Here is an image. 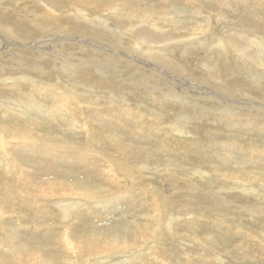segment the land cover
<instances>
[{"label":"rangeland","instance_id":"1","mask_svg":"<svg viewBox=\"0 0 264 264\" xmlns=\"http://www.w3.org/2000/svg\"><path fill=\"white\" fill-rule=\"evenodd\" d=\"M17 1L18 3H14L12 7L17 9L18 6L21 5L22 7L25 5L26 8H30L28 10L33 9L32 11L35 13L37 12L31 0H25L27 5L26 3H20V0ZM36 1L37 3L43 1L42 3L52 6L55 0ZM61 1L63 2L61 3ZM66 1L69 0H58V5L60 7L55 8L58 13L53 12L54 14L56 13V20L47 17L49 19L48 22L50 21L49 23L61 22V24L64 23L65 25L78 24L75 20V14L77 12V6H79L81 11H87L86 13L89 17L93 15L96 17L98 14L97 17H99V19L94 20L91 18L93 22L90 28H94V23L104 18L106 19L105 22L100 24L99 27L110 30L109 27L113 26L112 28H114L115 24L112 19V17H114L113 15H115L116 12H121L118 14L126 18L127 26L129 25L128 27L130 30H133L132 32L128 31V34L130 33V36H134L133 38L136 41L135 45L143 50H145L144 47L147 45L160 47L161 50L164 49V52H162L165 55L162 54V56L164 59L167 58V61L165 60V66L170 67L179 75L184 74L183 76L189 80L193 77L189 76L190 72L188 69L191 70L193 67L196 73L198 72L202 75L201 80L209 78L212 74L208 70L206 71L205 65H203L208 59V55H206L208 50H206V47L203 48V50L206 51L205 55L203 50H200L199 53L196 52L198 51L197 48L200 46L199 38L207 40L208 43L212 41L217 43L221 40L230 50V55L232 57L230 56L229 59L233 62L231 63L233 65V70L236 71V68L238 70V67L239 69L243 68L242 70L240 69V73L242 72L243 74L241 73L242 76L239 83L242 82L244 85V80H246V89H243L252 94L251 96L248 94L246 100H257L259 101L258 105L264 104V0H251L250 3L249 0H96L101 8H103L95 13L87 8L88 5L84 4L85 0H82L84 1L83 3L79 2L80 0H75L74 3H70V1L67 3ZM3 2L4 0L0 1V15L2 12L5 13L3 10H8L7 6L2 5ZM7 3L9 5L13 2L7 0ZM39 9L42 11L40 12L38 10L36 14H38V19L41 21L39 22L45 25V22L48 23L46 14H44L40 6ZM46 9L49 10L48 8ZM61 10L62 12L60 13ZM68 11H70V13H68ZM21 12L25 13V11ZM7 13L11 14L9 11ZM90 13L92 16L89 15ZM43 15L44 17H42ZM20 20L23 19L18 15L17 22ZM81 23H83V19ZM120 24L121 23H118L119 27ZM200 25L203 27L197 28V26ZM86 27L88 28V26ZM34 28H37L36 25H34ZM119 30L120 28H118V31ZM53 34L54 33H51L50 35ZM188 40L194 42L191 44V42L188 43ZM195 40L197 44H195ZM127 41L129 42V40H124V45L130 46L131 44L128 45ZM180 41H185L186 43ZM167 42L169 43L168 45ZM170 44H173V47ZM1 45L0 52H2L0 56L2 55V57H0V76L8 71L13 74L14 78H9L7 82H2L0 80V90L7 89L6 91L8 93L6 96L0 94V141L12 145L11 151L16 157L17 163V165H10L8 160H1L2 157H4L3 152L0 154V208H3V213H0V242L2 244L0 247L1 264L3 261L7 262L9 258H15V256L19 262L17 264H163L162 260H167L171 264H264V215L260 212L264 211V125L255 126V123H252V126L250 124H245L241 117L237 116L235 113L224 112V114H221L218 112V109L215 111L210 110V112L204 110L203 112H207L209 115L206 117L201 115L198 116V113H193V109L196 112H203L201 108L195 106L194 103L197 102L190 99V101H192L191 107L193 106V108L190 107L191 109L187 110V113L186 110L183 111V109H181L175 112V114L176 117L179 116L181 112V116L183 117L189 115L193 123H185L182 121L185 125L182 128L178 125L177 127L175 123L178 119L173 116L171 117V115H166V109H168L167 105L172 101L177 104L176 102H178V99L176 101L174 99L171 100L169 97L165 96L160 89L163 88L164 90L165 86L171 83V80L168 79L167 76L152 72L149 68L143 69L141 73L136 67L127 66L125 64H118L117 70H115V67H111V64L105 62L101 64V68L100 66L98 67V77L102 76V79H106L116 71L114 76H118V72L121 71L119 75L121 77H118V80L121 83V80L125 78V82L122 83L126 84L127 87L122 89L118 86L116 89L110 88L108 89L109 91L100 92L98 95L99 99L101 93L103 97L99 101L94 99L92 101L89 96L90 94L86 92L87 94H84L83 97L89 99V101L85 99L82 101L91 103L90 109L93 110H89V113L92 116L96 110H103L105 107L108 109H106L108 112L111 111L112 108H120L122 112L125 109L131 115L130 120H127V122L121 119L123 117H117L119 118L117 126L110 124L108 122L109 120L93 124L96 126L94 131L96 130L97 136L100 137L97 138V140H95L96 137H94V143L97 145V149L87 143L86 136H89V134L86 135V133L79 129V125L73 122V118L76 117L72 116L73 114H65L62 105L54 104L48 90L53 87L51 83H57L58 81L57 78H55L52 81L50 80V84L48 83L50 77H53L52 74H56L59 70L62 71L61 67L63 66V68L69 69L71 65H65L64 63L63 65L62 62H58L59 68H54L51 64L52 60L49 54L45 50L42 51V54L38 53V49H25L22 53L14 50L13 52H16L19 59L16 60L15 58L8 57V55L5 56L3 44ZM119 45L122 49H125V46H122L123 44ZM89 48L88 50L92 52L91 47ZM184 49H187V51ZM238 49L240 52H238ZM192 52L195 53L192 54ZM233 52L234 54H232ZM23 53H32V57H30L29 54ZM214 53L217 55L216 51H213V54ZM185 55L192 58H187ZM243 55V58H247L246 61L248 66H242V61L239 56ZM91 56L95 60L94 62L99 60L100 57L98 54ZM33 57L35 60L28 61ZM87 57H89V55ZM203 57L204 60H202ZM20 61L24 62H21V64L16 63ZM221 61L223 62V60ZM236 61H238V63ZM222 62L218 65L217 70L219 71L216 72L214 76L215 78L219 77V80L221 79L220 74L224 71V63L222 64ZM177 63L182 64L184 69ZM200 63L202 64L200 65ZM207 63H211L209 59ZM74 64L76 65L77 61H75ZM46 65L47 68L45 69L44 67H46ZM120 65L123 68L122 70L119 68ZM35 67L38 68L36 69ZM73 67H71L72 69L70 68V73L66 72L64 73L65 75L61 74L62 79H65L63 82L67 83L66 78L69 76L70 79L71 76H73ZM44 69H49L46 74H49L48 72L51 71L50 75H45L47 79L44 78L45 80L33 81L30 75L36 74L38 70L41 71ZM134 69H136V73L133 72ZM211 70L214 71L213 69ZM22 72H26L28 75L26 74V76L23 77L24 79L20 77L15 78L16 76H20ZM103 72H106L108 76ZM252 73L259 74L262 79H260L261 82H255ZM131 78H133V82L128 80ZM131 82L132 84H129ZM33 83L36 87L33 86ZM39 86L41 88H39ZM143 87H145V90ZM110 90L118 91L117 98L113 99L114 101L105 99L113 93V91L111 93ZM140 90L142 91L141 94ZM79 92L80 91L77 93ZM72 93L73 92H69V94H67V100H69L68 104L70 105L77 103L76 101H81L79 97L76 96V92H74L75 94ZM103 93H105L106 96H104ZM256 98H259V100ZM240 99L241 97H239V100ZM164 100H166V107H163ZM70 101L72 103H70ZM158 101H160V103ZM206 101L209 102L210 106L212 104L214 106L218 105V101L216 100L208 99ZM200 102L199 105L203 104V102ZM248 103H245L246 105L244 106L241 104L237 114H241L244 111L252 114L257 111L255 108H247L249 107ZM153 108H155V110ZM170 111L171 109H168L167 114L170 113ZM85 116H87V114H85ZM4 122L11 124L9 130L4 127ZM70 122L72 125H70ZM14 123H18V126L22 125L18 130H21L23 134L20 132L17 133L18 135L12 133L14 130ZM138 127H140L141 130H139L140 128ZM33 128L34 131H31ZM40 128H42V131ZM21 135L26 136L27 140L31 142L30 146L27 145L28 147H23L20 144L21 141L18 142V139L22 138ZM34 137L36 139H34ZM177 143H187L196 154L192 159L185 160L182 156L186 153L179 148V145H175ZM115 144L118 145L116 146ZM111 146L113 149H111ZM101 148H103L102 150L109 151L111 156H121L124 161L130 162L132 167L137 168V171L135 170L137 175L139 174L138 170H142L144 173L142 176H146L147 179L142 178L139 181L135 175L121 173L122 170L121 167H119L116 169V172L117 175L120 174L121 183L115 179L113 183L117 182L119 185L114 186V184H112L114 174H111L108 169H104V164H106L104 160H110L106 165H109L112 161L108 156L104 158ZM117 149H119V152ZM179 153L181 159L179 158ZM23 156L29 158V161L27 162L25 159H22ZM216 169H222L221 171H223L225 175L232 172L233 184L235 183L234 179H238L244 183L242 187L247 190L240 188L238 185H234L235 188L233 187L232 190H225L230 189L229 185L227 188L223 187L224 190L216 187L213 188L212 191L216 189L215 191H217V194L222 196H220V199H214L210 192L207 191L211 189L208 183L205 181L202 182L199 180L200 177H196L195 175L196 170H200L198 174L206 171L209 174L206 176L207 178L205 180L220 185L218 184L219 180L213 175L215 171L212 172V170ZM172 171H178V175L184 172L183 177L186 178L187 176L192 180L195 177L199 189H194L196 192L192 193V189L184 185L187 180H183L181 177L179 180L180 190H175L176 192L173 191L175 192L171 197L173 203L169 202L167 197L169 194L167 195L163 190L165 187L163 179H172L171 176H169ZM225 175L223 177H225ZM235 175L237 177H235ZM16 177H18V179L20 178V182H18ZM14 181L16 182L13 183ZM50 181H54L53 184H58L61 187L71 183L70 186L78 193V196L73 199L74 201L72 197L62 199L61 196L59 199L58 196H55L43 202L44 204L39 203V207H37L36 204H34L36 203L35 196L46 194L48 186H51ZM143 185H148L149 190H144V187L142 188ZM85 186L87 188H85ZM41 187L44 189L41 190ZM20 189H22V192H19ZM67 189L70 188L68 187ZM81 189L86 190V197L80 195ZM183 189H188L189 191ZM123 190L129 192L134 191V194L123 193L121 195L120 192L122 193ZM96 197L100 199L99 204L96 203L93 205L88 202V199L91 198L90 200L92 202V200L97 199ZM154 197L161 201L162 208L158 214L161 217L156 216V212L154 211L155 208L151 205V203L155 201ZM85 201H87V203ZM59 202L60 204L65 202L63 206H66L68 211L61 208L62 206L59 207L57 205ZM7 203L10 206L7 205ZM217 203H219L218 207L216 206ZM71 204L77 206L71 208L69 206ZM156 206L157 204H155V207ZM221 208L223 210H221ZM34 210L39 213L40 219L36 215H31V217L28 214ZM24 214H28V216L26 217ZM153 218H156L161 227H165L168 223L169 232L165 230L167 235L165 237L154 235L147 243H143L146 246H140V248H143L140 253L130 252V256V254H128L129 252H125L107 255L106 257H94V255L108 254V252L95 248L94 255H87V260L85 257L77 255V253L73 254V259L69 260L65 257V252L62 248L61 252L58 250V241H60L61 236L67 235V232L69 237H73L72 241L77 239V241L80 242V240H85L88 237L93 238L95 235L99 238L101 246H108L111 243H118L120 245L129 244V246H132L134 240H139L140 242L141 239H143L141 233H147L145 224L149 220L152 221ZM54 226L55 228H53ZM137 229H141L140 235H138L139 231ZM61 232L65 233L63 234ZM173 235L176 236H174L175 240L171 238ZM127 241H130V243H127ZM3 248L4 250H2ZM140 248H137V250L139 251ZM6 250L11 254L6 253ZM53 251L59 253L57 254L58 258L51 254ZM153 253H157L160 257L156 263H152V261L150 263L148 261ZM6 262L3 264H7Z\"/></svg>","mask_w":264,"mask_h":264},{"label":"bare ground","instance_id":"2","mask_svg":"<svg viewBox=\"0 0 264 264\" xmlns=\"http://www.w3.org/2000/svg\"><path fill=\"white\" fill-rule=\"evenodd\" d=\"M2 1V0H0ZM13 2L11 4L8 5L7 3V0H4L3 2V6H7L8 7V10H3L5 11L1 13L0 15V45L3 44V47H4V53L6 54L5 56L8 55V57L10 58H15L16 60L18 59V55L16 54V52H19V53H22L25 51V49H32V50H37L38 49V53H41L42 54V51L45 50L48 54H49V57L51 58V64L52 66L55 68H59V65L57 64L58 62H62V64L64 63L65 65H71V67H73L74 65V71L72 72V75L71 78L69 79V76L66 78L67 80V83L63 82L64 80L62 79V75L61 74H64L66 72H69L70 71V68L69 69H66V68H63L61 67L62 71H57L56 74H52L53 77H50L49 79V84L50 82L57 78V83L53 82L51 83L53 85L52 89H48L49 92H50V95H51V98L54 102L55 105H62L63 106V110L65 111V114H73L72 116L76 117V118H73V122L76 123L77 125H79V129L82 130L84 133L89 134V136H86V139H87V143H89L90 145H92L94 148H97V145L94 143V137H96L95 140H97V138H100L97 136L96 134V130L94 131L95 127L93 124H96L97 122H102V121H108L110 124H113V126H117L118 125V119L121 118L122 120H125L127 122V120H130V115L129 112L127 110H122L120 108L118 109H114L112 108L111 111H106V107L105 109H99V110H96L94 115H90L89 113V110H93V109H90L91 108V103H88L86 101H82L83 99L89 101V99L83 97L84 94H87L86 92H88L90 95V98L91 100L93 101L96 100V101H99L103 96H102V93H101V97L99 99L98 95L100 94V92H103V91H106L110 88H117L119 86V88L121 87L122 89H125L127 86L126 84H123L122 82H125V78L121 80V83L119 82L118 80V77H121L119 76L121 73L118 72V76H114L116 74V72H114L113 74H111L110 77L108 78H104L102 79L100 76L98 77L97 73L99 71L98 67L100 66L101 68V64L102 63H108V64H111L110 66L111 67H115L117 70V67H118V64H125L127 66H132V67H136V69L139 71V72H143V69L145 70L146 68H149L150 71L152 72H157L159 74H162V75H165L167 76L168 79H170L171 83H169L168 85L165 86V89L163 90V88H160L162 90V92L164 93L165 96L169 97L171 100H177L178 99V102H176L177 104H175L174 101L170 102L169 105L166 104V100H164V106L163 107H166L167 105V108L168 109H171L170 113L167 114L168 112V109H166V115H171V117H176V114L175 112L183 109V111L186 110V113L188 112L187 110L193 108V106L191 107V103L192 101H196L197 103H194L195 106L201 108V111L203 112L204 110L205 111H208L210 112V110L212 111H215L218 109V112L221 113V114H224V112H227V113H231L233 112V114L235 113L237 116L241 117V119L244 121L245 124H250L252 125V123H255V126H261V125H264V104L263 105H258L259 101H252V100H246L248 98V94L251 96L252 94H250L249 91H245L246 89V80H244V85L243 83H239V81H241V73H240V69L238 67V70L236 68V71L233 70V65L231 63H233L229 58H230V50L227 46H225L224 42L222 43L221 40H219L217 43H215L214 41H212L211 43H208L207 40H202L199 38V41H200V46L197 48L198 51H196L197 53L200 52V50H203V48L206 47V50H208V52L206 53V51L203 50L204 52V55L206 53V55H208V59H209V62L211 63H207L208 59L206 60V62L203 64L205 65V69L206 71L208 70L209 72H211V76L209 78H206L204 80H201V77L202 75L200 73H196L193 69L194 67L190 70V77H193L192 79H187L186 77H184L183 75H179L177 74L173 69H171L170 67H166V62L165 60L167 59H164V57L162 56L165 55L163 52H164V49L161 50L160 47H156V46H153V45H147L146 47H144L145 50L137 47L135 45L136 41L134 40V36H130V33L128 34V31H133V30H130V28L127 26V20L126 18L124 17H121V15H119L118 13H121V12H116L115 15H113L114 17H112L113 21L115 22L114 24V28H112L113 26L109 27V29L105 28V29H102L101 27H99L100 24H102L103 22H105L106 19H100L98 21H96V23H94V28H90V25H92V22L91 21V18L92 19H99L98 14L96 17H94V15L92 16L91 13L89 15H91L92 17H89L87 15V11H81L79 9V6H77V12L75 14V20L76 22H78V24L76 23V25L74 24H67L65 25L64 23L61 24V22H55V14L53 12H57L55 10V8H58L60 7L58 5V0L54 1V3L52 4V6H49L47 4H44L42 3L43 1H39L37 3L36 0H31V3L33 2V6L35 7V11L38 12V10L41 12L42 10L39 9V6L41 9H43L44 11V14H46V20L48 22L49 19H55L54 22L55 23H46L45 22V25H43L42 23H40V19H38V14H36L34 11H32L33 9L31 10H28L30 8H26L25 5H23L21 7L18 6L17 9L12 7L13 4H17L18 1L17 0H10V2ZM50 1V0H49ZM48 1V2H49ZM70 3H74L75 0H69ZM69 1H66L67 3H69ZM251 0H249V3H250ZM63 1H61L62 3ZM79 2H84L82 0H80ZM20 3H26L27 5V2L25 0H20ZM84 4H87L88 5V9L95 13V12H99L101 8V6L98 4V2L96 0H85V3ZM74 5V4H73ZM80 5V3H79ZM29 6V5H28ZM32 6V5H31ZM32 6V7H33ZM44 8H42V7ZM73 7V6H72ZM85 7V5H84ZM5 8V7H3ZM46 8H48L49 10H47ZM76 8V7H75ZM2 9V7H1ZM6 9V8H5ZM25 9V10H24ZM87 9V10H88ZM69 10V8H68ZM72 10V9H71ZM75 10V11H76ZM84 10V8H83ZM10 12L11 14L7 13V12ZM13 11V12H12ZM21 11H25V13L21 12ZM114 11V10H113ZM112 11V12H113ZM62 12V10L60 11V13ZM74 12V11H73ZM108 12V11H107ZM110 12V11H109ZM125 12V11H124ZM59 13V14H60ZM68 13H70V11H68ZM101 13V12H100ZM110 14V13H108ZM124 14V13H123ZM127 14V12H126ZM18 15L21 19L23 20H20L19 22H17L18 20ZM66 15V14H65ZM64 15V16H65ZM68 15V14H67ZM71 15V14H70ZM100 15V14H99ZM112 15V14H111ZM136 15V14H135ZM141 15V14H140ZM143 15V14H142ZM56 16H59V15H56ZM61 16V15H60ZM128 16V15H127ZM44 17V15L42 16ZM49 17V19L47 18ZM132 17V16H131ZM142 17V16H140ZM40 18V17H39ZM59 18V17H58ZM61 18V17H60ZM71 18V17H70ZM73 18H74V15H73ZM144 18V16H143ZM82 19H83V23L82 22ZM108 19V18H107ZM58 20V19H57ZM60 20V19H59ZM136 20V19H135ZM142 20V19H141ZM145 20V19H144ZM40 21V22H39ZM130 21V20H128ZM53 22V21H52ZM118 23H121L120 24V27L118 26ZM34 25H36L37 28H34ZM64 25V26H63ZM136 25V24H135ZM88 26V28L86 27ZM5 27H8V28H5ZM13 27V28H12ZM106 27V26H105ZM203 26L200 25V26H197V28H202ZM210 27V26H209ZM118 28H120V30L118 31ZM116 32H117V35H116ZM48 33V34H46ZM51 33H54L53 35H50ZM113 35V36H112ZM137 35V34H136ZM129 36V37H127ZM152 36V35H151ZM161 36V35H160ZM169 36V35H168ZM155 37V36H154ZM172 37V36H171ZM178 37V36H177ZM189 38V37H188ZM196 38V37H195ZM194 38V39H195ZM133 39V40H132ZM148 39V38H147ZM166 39V38H164ZM173 39V38H172ZM191 39V38H190ZM229 39V38H228ZM124 40H129V42L127 41V44L130 45V46H126L124 45ZM139 40V39H138ZM198 40V39H197ZM231 40V39H230ZM135 41V42H134ZM166 41V40H165ZM192 41V40H191ZM188 40V43L191 42ZM196 41V40H195ZM198 41V42H199ZM223 41V40H222ZM173 42V41H172ZM180 42H185V41H180ZM194 42V41H193ZM191 42V44L193 43ZM231 42V41H230ZM171 43V42H170ZM186 43V42H185ZM232 43V42H231ZM119 44H123L122 46H125V49H122L121 46ZM150 44V43H149ZM169 43L167 42V45ZM178 44V43H177ZM181 44V43H180ZM179 44V45H180ZM195 44H197V41L195 42ZM171 46L173 44H170ZM194 45V44H193ZM230 45V44H229ZM2 46V45H1ZM177 46V45H176ZM198 46V45H196ZM234 46V45H233ZM236 46V45H235ZM91 47V51L88 50V48ZM173 47V46H172ZM191 47V46H190ZM189 47V48H190ZM193 47V46H192ZM209 47V48H208ZM188 48V49H189ZM194 48V47H193ZM73 49V50H72ZM90 49V48H89ZM196 49V47H195ZM232 49V48H231ZM14 50H16V52H13ZM185 50V49H184ZM190 50V49H189ZM235 50V49H234ZM103 51H106V52H103ZM133 51V52H132ZM163 51V52H162ZM172 51V50H171ZM187 51V49L185 50ZM184 51V52H185ZM213 51H216L217 55L213 54ZM242 51V50H241ZM2 52V51H1ZM0 52V53H1ZM94 52V53H93ZM183 52V51H182ZM181 52V54H182ZM238 52H240V50L238 49ZM167 53V52H166ZM177 53V52H176ZM195 53V52H192V54ZM23 54H29L30 57H32V53H23ZM94 54H98L99 57V60H97L96 62H94L95 60L92 58L91 55H94ZM185 54V53H184ZM183 54V55H184ZM191 54V53H190ZM234 54V52L232 53ZM89 55V57H87ZM160 55V56H159ZM167 55V54H166ZM197 55V54H196ZM238 55V54H237ZM146 56V58H145ZM181 56V55H180ZM186 56V55H185ZM2 57V55L0 56ZM35 58H37L36 56H34ZM31 58L30 60L28 61H32V60H35V58ZM41 57V56H40ZM94 57V56H93ZM166 57V56H165ZM187 57V56H186ZM200 57V56H199ZM202 57V56H201ZM232 57V56H231ZM241 61H242V66L243 65H246L248 66L247 64V61L243 56H239ZM22 58V57H21ZM96 58V57H95ZM181 58V57H180ZM187 58H192V57H187ZM198 58V57H197ZM196 58V59H197ZM207 58V57H206ZM2 59V58H1ZM164 59V60H162ZM169 59V57H168ZM178 59V58H177ZM19 60V59H18ZM23 60V59H22ZM42 60V59H41ZM107 60V61H106ZM161 60V61H160ZM170 60H171V57H170ZM204 60V57L203 59ZM200 60V61H202ZM223 60V62L221 61ZM37 61V60H36ZM74 61V62H72ZM75 61H77V64L75 65ZM156 61V62H155ZM167 61V60H166ZM182 61V60H181ZM190 61V60H189ZM234 61V60H233ZM5 62H8V61H5ZM21 62H24V61H20V62H16V63H20ZM171 62V61H170ZM176 62V61H175ZM185 62V61H183ZM182 62V64H183ZM204 62V61H203ZM222 62V64L224 63V71L222 72L221 75V79L219 80V77L218 78H215V73L218 72L219 70L218 69V65ZM238 63V61H236ZM1 63V62H0ZM36 63V62H34ZM156 63V64H155ZM169 63V62H168ZM3 64V63H2ZM23 64V63H22ZM28 64V63H27ZM33 64V63H32ZM39 64V63H38ZM60 64V63H59ZM63 64V65H64ZM73 64V65H72ZM172 64V63H171ZM179 66H181L182 68L184 67L182 64L180 63H177ZM202 63H200L201 65ZM44 65V64H43ZM61 65V64H60ZM189 65V64H188ZM199 65V64H198ZM202 65V66H203ZM30 66V65H29ZM38 66V65H37ZM50 66V65H48ZM76 66V67H75ZM172 66V65H170ZM31 67V66H30ZM40 67V66H39ZM42 67V65H41ZM104 67V66H103ZM176 67V66H175ZM190 67V66H189ZM216 67V69H215ZM36 68V67H35ZM38 68V67H37ZM36 68V69H37ZM45 69L47 68V65L46 67H44ZM107 68V67H106ZM121 68L120 70H122V66L120 65ZM118 68V69H119ZM125 68V67H124ZM129 68V67H128ZM178 68V66H177ZM187 68V67H186ZM196 68V66H195ZM199 68V67H198ZM17 69V68H16ZM38 70L36 72V74H31L30 77L32 78V80L34 81H39V80H43L44 78L47 79V77H45V75H50V72H48L49 74H46L47 73V70L49 71V69L47 70ZM72 69V68H71ZM110 69V68H109ZM127 69V68H126ZM136 69H134V73H136ZM184 69V68H183ZM182 69V70H183ZM211 69H213L214 71H212ZM243 69V68H242ZM241 69V70H242ZM3 70V68H2ZM51 70V69H50ZM58 70V69H57ZM114 70V71H115ZM128 70V69H127ZM198 70V69H197ZM251 70V69H250ZM72 71V70H71ZM103 71V70H102ZM131 71V70H130ZM184 71V70H183ZM199 71V70H198ZM248 71V70H247ZM252 71V70H251ZM4 72V71H3ZM21 72V71H20ZM111 72V71H109ZM126 72V71H125ZM141 72V73H142ZM187 72V71H186ZM19 73V72H18ZM70 73V72H69ZM102 73V72H101ZM103 73H106V72H103ZM124 73V72H123ZM221 73V72H219ZM218 73V75H219ZM246 73V72H245ZM249 73V71H248ZM3 74V73H1ZM26 72L25 73H21L20 76H16L15 78H23L26 76ZM127 74V73H126ZM243 74V73H242ZM28 75V74H27ZM65 75V74H64ZM68 75V74H67ZM71 75V74H70ZM104 75V74H103ZM107 75V73L105 74ZM128 75V74H127ZM108 76V75H107ZM124 76V75H123ZM129 76V75H128ZM186 76V75H185ZM13 77V74H11L10 72L6 71L2 76H0V80L2 82H7L9 80V78ZM64 77V76H63ZM106 77V76H104ZM138 77V76H137ZM252 77L254 78V81L259 83L261 82L260 79H261V76L259 74H255V73H252ZM14 78V77H13ZM29 78V76H28ZM65 78V77H64ZM128 78V77H126ZM24 79V78H23ZM137 79V78H136ZM45 80V79H44ZM51 80V81H50ZM73 80V81H72ZM129 81H132L133 82V78L131 79H128ZM262 80V79H261ZM56 81V80H55ZM42 82V81H41ZM45 82V81H44ZM129 83V84H132ZM169 82V81H168ZM38 83V82H37ZM127 83V82H126ZM160 83V82H159ZM34 84V83H33ZM41 84V83H40ZM48 84V85H49ZM146 84V83H145ZM167 84V83H166ZM234 84V86H233ZM237 84V85H236ZM247 84V83H246ZM32 85V84H31ZM46 85V84H44ZM125 85V86H124ZM138 85V84H136ZM35 86V84L33 85ZM42 86V85H41ZM135 86V84H134ZM36 87V86H35ZM49 87V86H48ZM148 87V86H147ZM159 87V86H157ZM39 88H41L39 86ZM137 88V87H136ZM144 90H145V87H143ZM245 88V89H243ZM250 88V87H249ZM140 89V88H139ZM252 89V88H251ZM7 89H1L0 90V94L1 95H8ZM131 90V89H130ZM129 90V91H130ZM158 90V89H157ZM44 91V90H42ZM78 91H80L79 93H77ZM93 91H96V92H93ZM109 91V90H108ZM113 91V93H112ZM68 92V93H67ZM69 92H76V96L79 97V99L81 101H76L77 103L75 104H68V101L67 100V97L69 94ZM110 92L112 93L108 98H105V99H110L109 101H114L113 99L117 98V92L116 90H110ZM134 92V91H133ZM132 92V93H133ZM141 90H140V94H141ZM72 93V94H73ZM120 93V92H119ZM148 93V92H147ZM75 94V93H74ZM104 96L105 93H103ZM110 94V93H109ZM123 94V93H121ZM127 94V93H125ZM135 94V93H133ZM132 94V95H133ZM120 95V94H119ZM144 95V94H143ZM146 95V94H145ZM150 95V94H149ZM254 95V94H253ZM124 97V95H123ZM134 97V96H133ZM132 97V98H133ZM161 98H163L162 96H160ZM165 97V98H167ZM239 97H241V99L239 100ZM129 98V97H128ZM137 98V97H136ZM142 98V97H141ZM160 98V100H161ZM70 99V98H68ZM77 99V98H76ZM104 99V98H103ZM125 99V98H124ZM123 99V100H124ZM190 99L192 101H190ZM208 99H213V100H216L218 101V105L217 106H214L213 104L210 106L209 105V102H207L206 100ZM255 99V98H254ZM259 100V98H256ZM75 100V99H74ZM78 100V99H77ZM119 100V99H118ZM126 100V99H125ZM130 100V99H129ZM133 100V99H132ZM145 100V99H144ZM108 101V100H106ZM122 101V100H121ZM120 101V102H121ZM131 101V100H130ZM139 101V100H137ZM203 102V104H200L199 105V102ZM86 102V103H85ZM119 102V101H118ZM147 102V101H146ZM160 103V101H158ZM200 102V103H201ZM249 102V103H248ZM70 103H72L70 101ZM100 103V102H99ZM102 103V102H101ZM108 103V102H107ZM114 103V102H113ZM145 103V102H144ZM168 103V101H167ZM245 103H248L249 104V107L247 108H255L257 111H255L254 113L250 114V113H247L246 111L242 112L241 114H237L238 111H239V107L241 106V104L246 105ZM263 103V102H262ZM80 104V105H78ZM96 104V103H95ZM121 104V103H120ZM128 104V103H127ZM136 104V103H135ZM112 105V104H111ZM133 105V103H132ZM120 106V105H119ZM122 106V105H121ZM152 106V105H151ZM155 106V105H154ZM94 107V106H93ZM113 107V106H112ZM172 107V108H171ZM191 107V108H190ZM117 108V106H116ZM179 108V109H178ZM29 109V108H28ZM114 109V110H113ZM155 110V108H153ZM178 109V110H177ZM30 110V109H29ZM108 110V109H107ZM142 110V108H141ZM132 111V110H131ZM143 111V110H142ZM193 113H198V116H203V117H206L207 115H209V113L207 112H203V113H200L199 112H196L194 111V109L192 110ZM67 112V113H66ZM92 112V111H91ZM158 112V111H157ZM53 113V112H52ZM93 113V112H92ZM149 113V112H148ZM152 113V112H151ZM150 113V114H151ZM182 113V112H181ZM181 113L179 116H177L176 118L178 119L176 121V126L178 125L180 128H182L186 122H191V118L190 116L188 115L187 117H183L181 116ZM85 114H87V116H85ZM155 114V113H154ZM119 115V116H118ZM192 115V114H191ZM13 116V114H12ZM138 116V115H137ZM4 117H5V114H4ZM119 117V118H117ZM158 118V117H156ZM160 118V117H159ZM165 118V117H164ZM164 120V119H163ZM168 120V119H167ZM202 120V119H201ZM5 121V120H4ZM182 121H184L185 123H183ZM206 121V120H205ZM130 122V121H129ZM134 122V121H133ZM250 122V123H249ZM30 123V122H29ZM154 123V122H153ZM165 123V122H164ZM193 123V122H191ZM26 124V123H25ZM37 124V123H36ZM130 124V123H129ZM196 124V123H195ZM21 125V124H20ZM70 125L71 122H70ZM103 125V123H102ZM148 125V123H147ZM192 125V124H191ZM11 124H8L6 122H4V127H6L8 130L11 128L10 127ZM14 130L12 133L14 134H17V133H21L23 134V132L21 130H18L20 129V127L22 126H18V123H14ZM33 126V125H32ZM177 126V127H178ZM253 126V125H252ZM149 127V126H148ZM140 128V127H138ZM192 128V127H191ZM39 129V127H38ZM41 131H42V128H40ZM155 129V128H154ZM194 129V128H193ZM37 130V129H36ZM47 130V129H46ZM98 130V129H97ZM141 130V128L139 129ZM159 130V129H158ZM31 131H34V128L31 130ZM45 131V130H44ZM52 131V130H51ZM27 132V131H26ZM38 132V131H36ZM162 132V130H161ZM40 133V132H39ZM50 133V132H49ZM136 133V132H135ZM138 133V132H137ZM35 134V133H34ZM166 135H168L167 133H164ZM194 134V133H193ZM18 135V134H17ZM31 135V134H30ZM111 135V134H110ZM163 135V134H162ZM195 135V134H194ZM22 136V135H21ZM36 136V135H35ZM39 136V135H38ZM164 137V135H163ZM26 136H22L21 139H18V142H20V144L24 147H28L30 146L31 142H29L26 139ZM29 139V138H28ZM34 139H36L34 137ZM169 139V138H168ZM105 140V138H104ZM179 140V139H178ZM122 141V140H121ZM144 141V139H143ZM169 141V140H168ZM176 141V140H175ZM183 142V141H182ZM101 143V142H100ZM103 144V143H102ZM110 144V142H109ZM112 144V143H111ZM28 145V146H27ZM106 145V144H104ZM108 145V143H107ZM116 146L118 144H115ZM175 145H179V148L185 152L186 154L182 157H184L185 160H189V159H192L193 156L196 154L194 153L192 150H191V146L188 145L187 143H177ZM102 146V145H101ZM109 146V145H108ZM22 147V148H23ZM20 148V147H19ZM105 148V147H103ZM103 148H101V152L102 154L104 155V158L105 157H110L111 161L109 165H106L107 162L109 163L108 160H104L106 162L105 165V168L104 169H108L109 172L111 174H114V178H112V184L115 185H119L117 182L116 183H113L116 179V181L120 182L121 183V177H119L120 174L117 175V172H116V169L121 167V170L122 172L121 173H125V174H131V175H135L137 176L136 178H138V180L140 181L142 178L144 179H147L146 176H142L144 173L142 172V170H138L139 174L137 175L135 170L137 171V168L135 167H132V164L130 162H126L124 161V159L121 157V156H111V154H109V151H106V150H102ZM117 148V147H116ZM133 148V147H132ZM178 148V149H179ZM12 149V145L10 143H5V142H2L0 141V154L3 152L4 154V157H2L1 160H8V162L10 163V165H13V164H16V157L14 156L13 152L11 151ZM111 149L112 146H111ZM174 149V148H173ZM177 149V148H175ZM179 149V150H180ZM108 150V149H107ZM118 152H119V149H117ZM98 151V150H97ZM179 152V151H178ZM7 153V154H5ZM101 154V153H100ZM101 154V155H102ZM113 154V153H112ZM174 154V153H173ZM29 156V154H28ZM178 156V155H177ZM13 157V158H12ZM14 157H15V161H14ZM99 158V157H98ZM179 158L181 159V156H180V153H179ZM22 159H25L27 162L29 161V158L23 156ZM183 159V160H184ZM178 160V159H176ZM182 160V161H183ZM101 162V161H100ZM181 162V161H180ZM21 166V165H20ZM143 167H146V166H143ZM167 167V166H166ZM164 168V167H163ZM149 170V169H148ZM168 170V169H166ZM222 169L220 170H212L215 171L213 172V175H215L214 177H216L218 180H219V183L220 185H216L214 183H211V181H207L205 180L207 177V175L209 174L208 172H200V170H196V177H200L199 180H201L202 182L205 181L208 183V186L211 187V189L207 190L208 192H210L211 196L214 197V199L217 200L220 199V194H217V191H212L213 188H221L222 190L223 187H226L229 185L230 186V189H225V190H232L233 187L235 188L234 185H238L240 188L242 189H245L247 190L246 188L242 187V184H244L242 181L238 180V179H234V184H233V174L232 172H229L228 175H225L223 171H221ZM165 171V170H164ZM108 172V171H107ZM108 172V173H109ZM155 172V171H154ZM97 173V172H96ZM181 173V172H180ZM23 174V173H22ZM21 174V175H22ZM100 174V173H99ZM182 174V175H181ZM180 175H178V171H172L169 176H171L172 179H169V178H164L163 181L165 182V187H164V192H166V194L168 195V199H169V202H172L171 201V197H172V194H175V190H180V184H179V180L180 178L182 177L183 180H187L184 185L185 187L187 188H191L192 190V193L196 192V190H198L199 186H198V182L195 180V177L193 178V180L190 178V177H183L184 175V172H182ZM20 175V174H19ZM24 175V174H23ZM148 175V174H147ZM166 175V174H165ZM175 175V176H174ZM204 175H205V178H204ZM225 175V177H223ZM13 176V175H11ZM16 176V175H14ZM18 176V175H17ZM112 176V175H111ZM122 176V175H121ZM142 176V177H141ZM25 177V176H24ZM48 177V176H46ZM104 177V176H103ZM167 177V176H166ZM192 177V176H191ZM235 177H237L235 175ZM12 178V177H11ZM18 182H20V178L18 179V177H16ZM98 178V177H97ZM85 179V177H84ZM84 179H81V180H84ZM104 179V178H103ZM11 180V179H10ZM16 180V181H17ZM22 180V179H21ZM109 180V178H108ZM12 181V180H11ZM16 181H14L13 183H15ZM5 182V181H4ZM23 182H24V179H23ZM91 182V180H90ZM12 183V182H11ZM54 181H50V184L51 186H48L47 188V192L46 194H42V195H37L35 196V199H36V206L39 207V203H43V202H46L48 201L49 198H53L55 196H58L59 199L61 198L62 196V199H66V197H72V200L78 196V193L75 192L73 190V187L70 186L71 183L67 184V186H64V187H61L59 186L57 183V185L53 184ZM95 183V182H94ZM97 183V182H96ZM178 183V184H177ZM105 184V183H104ZM14 185V184H13ZM15 185H18V184H15ZM207 185V184H206ZM56 186V187H55ZM58 187V188H57ZM70 188V189H67V188ZM97 187V185H96ZM144 187V188H143ZM148 185H143L142 188L144 190H149L148 189ZM20 188V187H19ZM85 188H87L85 186ZM140 188V187H139ZM41 190L44 189L43 187L40 188ZM104 189V188H103ZM115 189V188H114ZM118 189V188H117ZM196 189V190H194ZM220 189V190H221ZM22 189L19 190V192L21 191ZM77 190V188H76ZM102 190V189H100ZM131 190V189H130ZM152 190V189H151ZM183 190H186V191H189L188 189H183ZM218 190V189H217ZM121 191V190H120ZM124 191V192H123ZM122 193L120 192V194L122 195L123 193H133V192H129V191H126V190H123ZM175 191V192H173ZM190 191V192H191ZM243 191V190H242ZM22 192V191H21ZM85 189H81L80 191V195L83 196V197H86L87 196V192ZM104 192V191H103ZM102 192V193H103ZM106 192V190H105ZM110 192V191H109ZM141 192V191H140ZM150 192V191H149ZM107 193V192H106ZM154 193V191H153ZM151 193V194H153ZM37 194V193H36ZM64 194V195H63ZM134 194V193H133ZM2 195V194H1ZM190 195V194H189ZM18 196V195H17ZM91 196V195H90ZM111 196V194H110ZM7 197V196H6ZM122 197V196H121ZM157 197V196H156ZM92 198V197H91ZM90 198V199H91ZM97 198V197H96ZM94 198V199H96ZM116 198V197H115ZM82 199V198H81ZM88 199V202L89 203H92L93 205L94 204H99V200L100 199H96V200H91ZM183 199V198H182ZM18 200V199H17ZM16 200V201H17ZM85 200V199H83ZM154 200L153 203H151L152 206H154V211L156 212V216L158 217H161L159 214V212L161 211V201L158 200V198H155L154 197ZM2 201V200H1ZM74 201V200H73ZM98 201V202H97ZM186 201V200H185ZM66 202V201H65ZM65 202L61 203H57V205L61 208H63L65 211H68L67 210V207L66 206H63V204H65ZM87 203V201H85ZM184 202V201H183ZM77 203V201H76ZM75 203V204H76ZM173 203V202H172ZM181 203V201H180ZM186 203V202H185ZM21 204V203H20ZM44 204V203H43ZM75 204H71L69 205L71 208H75ZM155 204H157V206L155 207ZM183 204V203H182ZM218 204H216V206L218 207ZM1 205V204H0ZM7 205H9L7 203ZM6 205V206H7ZM4 206V205H3ZM10 206V205H9ZM203 206V205H202ZM25 207V206H24ZM176 207V206H174ZM8 208V206H7ZM15 208V207H13ZM17 208V207H16ZM177 208V207H176ZM179 208H182V207H179ZM209 208V206H208ZM213 208V206H212ZM211 208V209H212ZM11 209V208H10ZM46 209V208H45ZM86 209V208H85ZM5 210V209H4ZM24 210V209H23ZM62 210V209H61ZM221 210H223L221 208ZM7 211V210H6ZM4 211V212H6ZM21 211V210H20ZM216 211V210H215ZM220 211V210H219ZM217 212V211H216ZM221 212V211H220ZM263 215H264V211H260ZM0 213L2 214L3 213V208L1 207L0 208ZM7 213V212H6ZM56 213V212H55ZM59 213V212H58ZM5 214V213H4ZM30 216L32 215H36L39 217V219L41 218L39 213L35 212V210L33 212H30L28 213ZM28 214H24V216H28ZM7 215V214H6ZM5 216V215H4ZM31 216V217H32ZM56 216V215H55ZM1 217V216H0ZM3 217V216H2ZM163 217V216H162ZM76 218V216H75ZM19 220V219H18ZM29 220V219H28ZM54 220V219H53ZM161 220V219H160ZM159 220V221H160ZM3 221V220H1ZM37 221V219H36ZM144 222V221H143ZM161 222V221H160ZM189 222V221H188ZM29 223V222H28ZM55 223V222H54ZM59 223V222H58ZM57 223V224H58ZM190 223V222H189ZM4 224V223H2ZM7 224V223H6ZM24 224V223H23ZM39 224V223H38ZM49 225V224H48ZM51 225V223H50ZM49 225V226H50ZM135 225V224H134ZM159 225V226H158ZM3 226V225H1ZM27 226V225H25ZM57 226V225H56ZM6 227V225H5ZM4 227V228H5ZM139 227V226H138ZM136 227V228H138ZM164 227V226H163ZM160 226V224H158V221L156 220V218H153L152 221L149 220L148 222H146L145 224V228H147V233H141V229H137L139 231L138 235H140V233L142 234V238L141 241L139 242V240H134V243L132 246H129V244H118V243H111L109 244L108 246H101V243L99 242V238H97L95 235L93 238H90L88 237L87 239L85 240H80L77 241L73 240V237H69L68 235V232H67V235H63L61 236L60 238V241H58V245H59V248L58 250L61 252V248L63 249V251L65 252V257L69 260L73 259V254L77 253V255H79L80 257H87V255H94V251H95V248L96 249H99L101 251H104V252H108V254L106 255H102V254H99L98 256H95L94 257H101V256H107V255H114L116 253H125V252H129L128 254H130V252H133V253H137L140 251H142L143 248H140V246L143 247V243H147L154 235H158L159 237H165L167 236L166 235V231L169 232V224L167 223L166 226L163 228ZM55 228V226L53 227ZM52 228V229H53ZM135 228V229H136ZM67 229V228H66ZM64 230V229H62ZM146 230V229H145ZM166 230V231H165ZM55 232H58V231H55ZM63 233V232H61ZM65 233V232H64ZM63 233V234H64ZM82 233V232H80ZM134 233V232H133ZM176 233V232H175ZM170 234V233H169ZM177 234V233H176ZM182 235V234H181ZM15 236V235H13ZM174 236L173 235L171 238L174 239ZM81 237V236H80ZM176 237V236H175ZM157 238V236H156ZM20 240V239H18ZM17 240V241H18ZM175 240V239H174ZM173 240V241H174ZM225 241V240H224ZM13 242V241H12ZM54 243H55V240H54ZM127 243H130V241ZM215 243V242H214ZM5 244V242H4ZM8 244V243H7ZM57 244V243H56ZM24 245V244H23ZM106 245V244H105ZM2 246L1 242H0V247ZM4 246V245H3ZM146 246V245H145ZM27 247V246H26ZM209 247V246H208ZM137 248H140L139 251L137 250ZM164 248V247H162ZM1 249V248H0ZM4 250V248L2 249ZM33 250V249H32ZM159 252V251H157ZM186 252V251H185ZM6 253L8 254H11L8 250H6ZM111 253V254H109ZM53 256H55L56 258H58V255L59 254L57 251H53L51 253ZM201 254V253H200ZM62 255V254H61ZM125 255V254H124ZM151 255V254H150ZM13 256V255H12ZM128 256V255H126ZM131 256V254H130ZM159 255H157V253H153V255H151V258L148 260L150 263L152 261V263H156V261H158L160 259ZM15 258L17 259V257L15 256ZM14 257L13 258H9L7 259V262L6 261H3V263H7V264H17L19 263L18 262V259L16 260ZM132 258V257H130ZM36 259V258H35ZM62 259V258H61ZM67 259H66V263H67ZM87 260V259H86ZM92 260V259H91ZM2 261V260H1ZM20 261V260H19ZM128 261V260H127ZM61 262H65V261H61ZM88 262V261H87ZM163 264H171L170 262H168L167 260H162ZM1 264V262H0ZM35 264V263H34ZM40 264V263H39ZM173 264V263H172Z\"/></svg>","mask_w":264,"mask_h":264}]
</instances>
